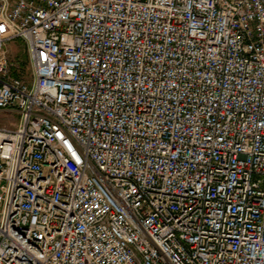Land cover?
Instances as JSON below:
<instances>
[{"label": "built area", "instance_id": "obj_1", "mask_svg": "<svg viewBox=\"0 0 264 264\" xmlns=\"http://www.w3.org/2000/svg\"><path fill=\"white\" fill-rule=\"evenodd\" d=\"M0 113V264H264V0H0Z\"/></svg>", "mask_w": 264, "mask_h": 264}, {"label": "rangeland", "instance_id": "obj_2", "mask_svg": "<svg viewBox=\"0 0 264 264\" xmlns=\"http://www.w3.org/2000/svg\"><path fill=\"white\" fill-rule=\"evenodd\" d=\"M11 58L19 63V68L23 74H28V61L26 53L20 42L14 41L9 45ZM16 121V116L13 114L0 113V126H8Z\"/></svg>", "mask_w": 264, "mask_h": 264}]
</instances>
